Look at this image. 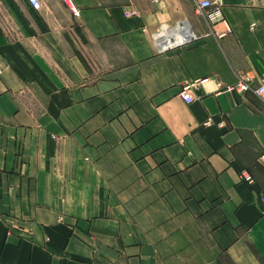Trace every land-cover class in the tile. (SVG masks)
<instances>
[{"label": "crops", "instance_id": "1", "mask_svg": "<svg viewBox=\"0 0 264 264\" xmlns=\"http://www.w3.org/2000/svg\"><path fill=\"white\" fill-rule=\"evenodd\" d=\"M41 1L0 0V264H264L261 1Z\"/></svg>", "mask_w": 264, "mask_h": 264}, {"label": "built area", "instance_id": "2", "mask_svg": "<svg viewBox=\"0 0 264 264\" xmlns=\"http://www.w3.org/2000/svg\"><path fill=\"white\" fill-rule=\"evenodd\" d=\"M33 8L41 9L42 1L41 0H28ZM66 1L73 12L78 15L79 11L72 4V0ZM195 9L197 13L208 23L215 24L216 22L223 20L224 18V0H193ZM132 13L134 11H131ZM219 37L224 35V32L217 34ZM198 35L192 30L191 24L188 21H183L178 23L173 31L170 34H160L155 33L154 38L156 42V47L159 51L167 50L174 46L188 43L192 40H195ZM253 78L248 74H240L236 83L231 87L237 89L238 91L245 92L252 89L256 95L264 98V76H262L260 83L257 86H253ZM198 80L184 82L181 96L186 102L193 101L194 97L192 90L195 87V84ZM212 118H208L206 123L212 122ZM248 181H252V176L246 175L245 177Z\"/></svg>", "mask_w": 264, "mask_h": 264}, {"label": "rangeland", "instance_id": "3", "mask_svg": "<svg viewBox=\"0 0 264 264\" xmlns=\"http://www.w3.org/2000/svg\"><path fill=\"white\" fill-rule=\"evenodd\" d=\"M259 1H261V3L264 5V0H259Z\"/></svg>", "mask_w": 264, "mask_h": 264}]
</instances>
